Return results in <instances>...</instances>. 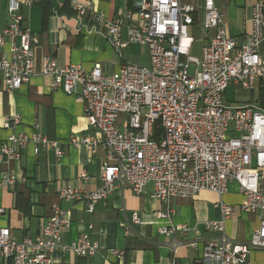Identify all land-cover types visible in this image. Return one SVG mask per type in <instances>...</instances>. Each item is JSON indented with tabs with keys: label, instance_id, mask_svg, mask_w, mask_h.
<instances>
[{
	"label": "built area",
	"instance_id": "built-area-1",
	"mask_svg": "<svg viewBox=\"0 0 264 264\" xmlns=\"http://www.w3.org/2000/svg\"><path fill=\"white\" fill-rule=\"evenodd\" d=\"M64 1L74 16L61 19L103 34L118 51L131 44L146 47L149 66L125 62L110 75L99 66L87 72L79 65L60 67L48 55L43 58L42 74L52 77L50 90L79 100L88 126L99 135H73L66 145L85 146L92 154L100 146L105 149L98 189L83 192L64 187L59 198L81 203L86 213L94 214L118 186L127 185L140 194L152 184V197L166 204L158 217L171 221L173 198L211 191L221 199L228 185L236 182L243 196L241 211L255 214L259 226L246 243L229 238L225 222L233 207L220 200L222 220L206 223V229L218 236L205 243L198 264H252V251H264V112L251 105L229 104L225 94L231 85L245 91L264 85V57L259 52L264 41V0L253 4L252 31L241 45L227 35L216 0H205V26L215 28L216 34L199 55L192 51L194 39L189 32L195 9L181 0H134L126 17L112 20L89 0ZM9 3L10 22L0 30V47L9 46L0 56V92L8 95L35 74L34 48L39 43L23 26L19 2ZM133 15L135 22L129 21ZM124 29L127 39H123ZM20 122V115L13 114L5 118L3 127L11 129ZM29 144L35 154L42 147L63 155L57 141L40 133H17L0 144V161L19 160ZM15 182L5 174L0 189L12 188ZM51 211L35 238L17 242L9 228L0 227V264H55L52 253L58 246L81 258L97 254L99 245L88 234L61 245L70 220L58 205ZM132 222L139 223L137 214ZM179 231L186 228L171 225L161 228L160 234L175 237ZM179 246L170 244L173 254ZM180 263L174 258L170 264Z\"/></svg>",
	"mask_w": 264,
	"mask_h": 264
},
{
	"label": "crops",
	"instance_id": "crops-1",
	"mask_svg": "<svg viewBox=\"0 0 264 264\" xmlns=\"http://www.w3.org/2000/svg\"><path fill=\"white\" fill-rule=\"evenodd\" d=\"M11 1L0 0V30L10 22ZM14 1L19 2L23 26L39 38V43L34 48L35 74L30 82L9 95L0 92V144L12 134L40 133L49 141L59 142L63 155L58 157L53 149L42 147L35 154L34 146L29 144L21 151L19 160L0 161V180L5 174L16 180L12 188L0 189V209L3 210L0 227L9 228L10 237L17 242L35 238L51 217L52 207L58 205L70 220V227L63 230L61 245L88 234L98 243L99 251L93 257L81 258L58 246L52 253L55 264H170L174 258L180 264H198L205 243L218 236L206 229V223L222 220L218 207L222 200L233 207L225 222L226 235L240 243L248 242L259 221L255 214L241 211L243 196L236 182L228 185L227 194L221 199L211 191H202L191 198H173L170 201L174 210L171 221L158 217L166 204L152 197V184H147L140 194H135L127 185L118 186L96 206L94 214L86 213L81 203L59 198L58 193L64 187L83 192L98 189L105 149L100 146L92 154L85 146L66 145L73 135H99L88 126L79 100L62 91L50 90L52 77L42 74L43 58L48 55L60 67L79 65L87 72L99 66L104 74L111 75L117 73L125 62L140 63L139 57L148 50L142 45L131 44L118 51L103 34L89 32L74 21L61 19V16H74L71 5L64 0ZM89 1L96 10L105 14L107 20L127 16L128 0ZM256 1H215L223 15L227 35L238 45L252 31V6ZM181 2L195 9V22L189 32L194 39L192 51L199 55L215 36L216 29L205 26V0ZM47 8H51V14L45 18ZM129 21L135 22L136 17L133 15ZM123 39H127L125 29ZM8 49V45L0 47V56ZM259 52L264 57V41ZM230 88L234 97L239 99L237 106L251 105L264 112V85L253 91H245L235 85L228 90ZM226 94L225 100L229 103ZM13 114L20 115V124L5 129V118ZM83 174L87 178H82ZM133 214L138 215V224L132 222ZM171 225L184 227L186 232L179 231L175 237L160 234L161 228ZM174 243L180 246L173 254L170 244ZM250 261L252 264H264V251H252Z\"/></svg>",
	"mask_w": 264,
	"mask_h": 264
},
{
	"label": "rangeland",
	"instance_id": "rangeland-1",
	"mask_svg": "<svg viewBox=\"0 0 264 264\" xmlns=\"http://www.w3.org/2000/svg\"><path fill=\"white\" fill-rule=\"evenodd\" d=\"M139 59H140V63H138V62H130V61H128V62L129 63L138 64V65H142V66H146V67L149 66V56H148V53L144 52L143 55H141L139 57ZM190 73H192V69H191ZM226 99H227V101H229L230 104H234V105H236V103L239 101L238 98L234 97V93H233V89L232 88H230L228 90V92L226 94Z\"/></svg>",
	"mask_w": 264,
	"mask_h": 264
},
{
	"label": "trees",
	"instance_id": "trees-1",
	"mask_svg": "<svg viewBox=\"0 0 264 264\" xmlns=\"http://www.w3.org/2000/svg\"><path fill=\"white\" fill-rule=\"evenodd\" d=\"M133 1L134 0H128V8L130 9V8H132V5H133ZM51 14V8H47L46 10H45V18H47L48 17V15H50Z\"/></svg>",
	"mask_w": 264,
	"mask_h": 264
}]
</instances>
